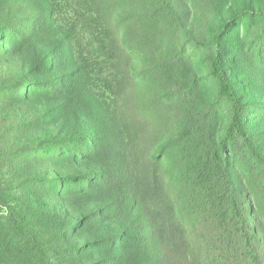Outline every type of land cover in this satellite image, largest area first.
<instances>
[{"label": "trees", "instance_id": "1", "mask_svg": "<svg viewBox=\"0 0 264 264\" xmlns=\"http://www.w3.org/2000/svg\"><path fill=\"white\" fill-rule=\"evenodd\" d=\"M0 264H264V0H0Z\"/></svg>", "mask_w": 264, "mask_h": 264}]
</instances>
